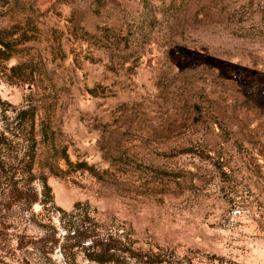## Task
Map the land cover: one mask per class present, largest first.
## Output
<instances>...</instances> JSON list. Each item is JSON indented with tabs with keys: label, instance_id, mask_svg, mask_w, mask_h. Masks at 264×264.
<instances>
[{
	"label": "rangeland",
	"instance_id": "1",
	"mask_svg": "<svg viewBox=\"0 0 264 264\" xmlns=\"http://www.w3.org/2000/svg\"><path fill=\"white\" fill-rule=\"evenodd\" d=\"M0 38V264H113L84 218L264 264V0H0Z\"/></svg>",
	"mask_w": 264,
	"mask_h": 264
},
{
	"label": "trees",
	"instance_id": "2",
	"mask_svg": "<svg viewBox=\"0 0 264 264\" xmlns=\"http://www.w3.org/2000/svg\"><path fill=\"white\" fill-rule=\"evenodd\" d=\"M11 33L12 31L10 32L7 30L3 34L9 36ZM1 45L9 47V43L0 38V57L5 58L9 56L10 52L9 50L4 52ZM18 113L29 126L31 131L29 137L33 138L35 112L31 108H23L20 109ZM38 127V133L40 136L43 137L45 135L46 138V124L40 121ZM65 155V150L62 149L57 158ZM41 184L43 185V194L47 195L49 200L52 201L50 187L44 176L41 178ZM36 199V196H33L30 201L33 202ZM43 202H45V200H43ZM61 210L63 211V209ZM66 226L69 237L73 238V244L79 245L85 257L95 262L131 264L130 261L133 260L135 263L140 262L141 264H192L189 257L184 258V256H179L172 250L161 246H156L155 249L148 248L147 250L135 248L130 243L125 241L117 230H106L104 232H100V230L96 228L97 225L91 222L88 218H84V220H80L79 222H75L74 219L68 220ZM214 261L215 264H241L235 260L225 259L223 257H217Z\"/></svg>",
	"mask_w": 264,
	"mask_h": 264
}]
</instances>
